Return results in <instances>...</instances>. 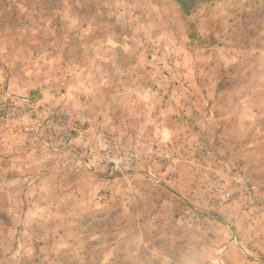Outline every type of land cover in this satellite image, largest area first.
<instances>
[{"label": "rangeland", "instance_id": "obj_1", "mask_svg": "<svg viewBox=\"0 0 264 264\" xmlns=\"http://www.w3.org/2000/svg\"><path fill=\"white\" fill-rule=\"evenodd\" d=\"M0 264H264V0H0Z\"/></svg>", "mask_w": 264, "mask_h": 264}]
</instances>
